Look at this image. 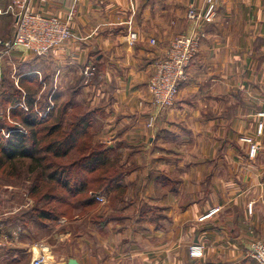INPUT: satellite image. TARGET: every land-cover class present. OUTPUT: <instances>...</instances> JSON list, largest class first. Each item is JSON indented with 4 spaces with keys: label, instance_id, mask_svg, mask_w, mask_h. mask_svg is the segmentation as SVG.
Wrapping results in <instances>:
<instances>
[{
    "label": "crops",
    "instance_id": "0c3cea01",
    "mask_svg": "<svg viewBox=\"0 0 264 264\" xmlns=\"http://www.w3.org/2000/svg\"><path fill=\"white\" fill-rule=\"evenodd\" d=\"M8 3L0 0L3 40L14 33L1 32L8 25L10 31L14 19ZM35 4L47 15L72 20L73 37L41 57L18 48L9 56L12 63L27 65L28 75L43 67L44 89L49 85L60 97L68 92L92 112L94 141L111 148L122 143V165L130 169L121 191L103 194L108 206L117 201L103 209L111 221L89 228L91 242L86 232L75 233L83 251L59 255L54 263L257 264L250 248L264 240V130L258 134L259 122L264 126V0H217V16L204 28L175 105L163 113L148 92L155 66L174 38L191 32L188 8L205 10L207 0ZM132 32L139 42L131 47ZM89 67L92 76L85 75ZM244 137L258 144L256 157ZM9 226L0 221V264H29L31 252L44 243L15 235L5 240ZM193 244L204 246L202 259L189 256Z\"/></svg>",
    "mask_w": 264,
    "mask_h": 264
},
{
    "label": "trees",
    "instance_id": "16d2710c",
    "mask_svg": "<svg viewBox=\"0 0 264 264\" xmlns=\"http://www.w3.org/2000/svg\"><path fill=\"white\" fill-rule=\"evenodd\" d=\"M27 72L28 67L24 73L19 72L26 75L20 79L21 90L11 91V81L3 79L2 85L9 91L1 92L0 106H10L9 120L13 124L8 123L6 115L0 116V171L18 166L37 174L33 193L38 196L43 188L47 189L41 201H67L66 195L51 193L61 184L70 198L92 194L80 201L81 206H94L99 195L121 191L124 177L130 171L122 165L123 152L118 151L123 144L111 148L96 143L95 117L88 110L75 114L79 107L75 101L60 104V96H51L52 92L47 103L37 100L44 83L39 82L37 89L23 85L38 78L28 77ZM75 150L79 152L75 161L59 163V159L68 158ZM39 215L53 219L49 212L42 211ZM111 219L109 216L100 226Z\"/></svg>",
    "mask_w": 264,
    "mask_h": 264
},
{
    "label": "rangeland",
    "instance_id": "374dc122",
    "mask_svg": "<svg viewBox=\"0 0 264 264\" xmlns=\"http://www.w3.org/2000/svg\"><path fill=\"white\" fill-rule=\"evenodd\" d=\"M8 4L10 5V3H8ZM190 8H191V6L188 8V10L186 12V19L190 23L189 25L191 26V32H192L193 23L188 19V12H189ZM195 8L198 9L197 7H195ZM198 10H200V9H198ZM71 21L72 20H70V22H69L70 25H71ZM13 24H14V19L13 20L11 19L10 31H9V25H8L4 29L2 27L3 30L1 29V32L2 33L7 32L8 34L10 33L9 35H11L12 34L11 32L14 31ZM205 26H207V25H205ZM205 26H203L201 28L203 33H204ZM191 32L188 34H181V35L177 36L176 38H174L170 42L165 55L158 62H160L162 59L166 58L167 52L169 51L171 44L177 38L182 37V36H188L191 34ZM133 33H137V32H132L131 34H133ZM3 34H5V33H3ZM131 34L127 38H128L129 46L132 47L137 42H139V35L137 33V35H138L137 40L135 41L134 44H130L129 40H130ZM13 36H14V33H13ZM13 36L8 40L7 39L6 40L0 39V41L2 42V44H0V61H3V63L0 62V64L2 63L1 64L2 67L0 65V99H1V92L2 91H4V90L9 91L8 88H6L2 85L3 78H6L9 81H11V84H12V87L10 89L11 91H14L15 89L21 90L22 85L20 83V79L26 75L23 74L22 76H18L17 73H19V72H21V74L24 73L26 71V67H28L27 65H24V64H22L20 66H18L17 64L15 65L14 63H12V60L9 57L12 54L11 53L5 54L7 51V48L4 46V43L12 40ZM204 36H205V34H204ZM4 38H5V36H4ZM150 44L152 46L157 45L156 39H151ZM200 47H201V44H200ZM200 47H199V51H200ZM38 57H41V56H38ZM158 62H157V64H158ZM192 63L190 64V66L192 65ZM157 64H156V66H157ZM156 66H155L154 73L150 79V82L152 81L153 77H155V75L157 73L156 72ZM87 69H89L90 71H89L88 75L85 72V75L92 76L94 69L92 67H89ZM38 71H40V74L37 73L36 75H34V74L28 75V77L38 76L37 80L32 81L29 79V81L24 82L23 85L30 86L32 89H37V87L39 86V82H41L42 80L45 79L44 68L41 67L40 70H38ZM186 78H187V73H186ZM150 82H149V84H150ZM181 85H182V82L179 83V93H178V95L174 101V105H175V102H176V100L180 94ZM148 92H149V97H150L151 103L153 105L154 101H153V97H152V94H151L150 89H149V85H148ZM49 93H50V86L49 85L46 86L45 89L43 86V88L39 92L37 100L40 98L39 101L41 100V102L47 103L48 100L50 98H52L51 96H53L54 94H58V91H55L51 96ZM63 93H64V96L60 97V104L74 101L70 97L68 92H63ZM80 99L86 100V97L83 96V98L80 97ZM75 104H77V103H75ZM174 105L169 107V108H165V107L164 108H157L154 105L153 106L155 108H157L160 113H163L167 110L172 109L174 107ZM79 107H81V109ZM79 107H77V109L74 111L75 114L81 115V114H83L84 110L85 111L87 110L86 108H84V106H82L80 104H79ZM9 114H10V106L9 105L5 106V107L0 106V116L6 115L8 123L13 124L9 120V117H10ZM261 117H264V115ZM156 119H157L156 116L151 117L149 120V123H148V127H154ZM261 124H262V122L260 121L258 124V134H262V132L264 130V126H263V129H260ZM248 139L252 140V138L244 137L241 139V141L248 145L249 155L252 158H254L256 156H252L253 155L251 152L252 151V143H248L247 142ZM252 142L258 148V151H259L258 144L254 140H252ZM43 144H45V143H43ZM78 157H79V152L77 150H75L74 152L71 153V155L68 158L63 159L62 161H61V159H59L58 161H59V163L62 162L64 164H69V163L75 161ZM26 166H28V165H26ZM37 178H38V175L35 173L29 172L27 167L21 168V167L16 166L14 168L7 169L4 172L0 171V221H5V222H7L8 225H11L12 227L15 226L19 229V231H16L15 233H13L12 227L9 226L7 233H5V235H6L5 240L10 241L11 238H13L15 235L16 237L18 236V238H20V239H30V240L34 239L36 241V244L44 243L43 245H45V246H42L40 249H43V251L45 250L44 251L45 253L41 252L40 249L37 247L31 252V254L34 255V257H36L38 255V253H43L47 258L48 264H55L53 259H55L59 255H68V256L72 255V256H74L77 254V252L81 253L83 251V249L79 247L76 239L74 238L75 233H77L78 231L86 232L85 234H87L88 240H89V242H91V235L92 234L90 233L89 228L92 227L93 225H101L102 223L106 222L110 216L107 213H105L103 210L106 206H108V204H107L108 199L105 196V202H101V201L99 202L97 200V203L94 206L93 205L92 206L91 205L90 206H84V205L81 206V205H79L80 201L82 202L83 199H85V198L87 199L88 197L90 198L92 196V194L89 193V194H86L85 196H78V197L70 198L66 194V191L63 188L64 187L63 184H61L51 193L52 194L55 193L57 196H60V195L65 196L66 195L65 198H67V201H65V202H59V201H53V200H47V201L42 200L41 201V199H42L43 195L46 193L47 189L43 188L40 192H38V196L33 193L32 189L35 186L34 184H35V180ZM73 182L74 181H72L71 183H73ZM101 195H103V194H101ZM101 195H99V196H101ZM111 203H113V206H114V205H116L117 201L113 200V202L111 201ZM111 203L109 204V206L111 205ZM124 203H126V202L122 201L118 205L122 206ZM109 206H108V208H109ZM251 207H252V211L250 210ZM100 208H102V209H100ZM214 210H217L216 212H218L219 208H216ZM42 211L51 213L53 216V219L40 218L41 215H39V214ZM248 213H249V215H252V213H253V205L252 204H249V206H248ZM209 215H211V213ZM21 229L27 230L28 233H26L25 235L22 236ZM88 229H89V231H87ZM260 241H264V240L258 239L251 244L250 255H251V250H252L253 245L256 243H259ZM56 242H57V244H56ZM53 244H55L56 249L51 246ZM193 245H201V244H193ZM193 245H191L190 247H192ZM201 246H203V245H201ZM47 247H50V248H47ZM88 249H89L88 251L91 252V250H90L91 248L89 247ZM189 250H190V248H189ZM204 255H205V248H204ZM204 255H203V257H204ZM189 256H190V252H189ZM202 258H200V259H202ZM192 259H195V258H192ZM31 263H32V261L29 264H31ZM19 264H25V263L23 262V263H19Z\"/></svg>",
    "mask_w": 264,
    "mask_h": 264
},
{
    "label": "built area",
    "instance_id": "2783aa9c",
    "mask_svg": "<svg viewBox=\"0 0 264 264\" xmlns=\"http://www.w3.org/2000/svg\"><path fill=\"white\" fill-rule=\"evenodd\" d=\"M8 1L9 12L14 17V36L12 40L4 43L7 48L5 54H12L18 48H24L36 56H45L72 39L70 23L57 16L45 14L36 6L35 0ZM46 2L47 0H39V5ZM216 16L217 0H207L205 10H198L191 6L188 12V19L193 23L191 34L179 37L171 44L166 58L158 62L157 73L155 72L156 75L149 84L155 107L169 108L174 105L179 93V83L186 79L187 70L199 53V47L204 38L201 28L213 23ZM137 37V33L131 34L130 44H134ZM0 44H2L1 41ZM89 71L87 69V75ZM260 129H263V124L260 125ZM247 142L252 143L251 152L255 155L257 147L252 140L248 139ZM97 200L105 202V195L98 196ZM250 210L252 211V207ZM216 211L213 210L211 215ZM189 252L192 258L200 259L204 255V247L193 245ZM251 256L257 264H264V241L253 245ZM31 264H48V261L43 253H38Z\"/></svg>",
    "mask_w": 264,
    "mask_h": 264
},
{
    "label": "water",
    "instance_id": "95a60500",
    "mask_svg": "<svg viewBox=\"0 0 264 264\" xmlns=\"http://www.w3.org/2000/svg\"><path fill=\"white\" fill-rule=\"evenodd\" d=\"M69 264H78V262H77V260H75V259H71V260L69 261Z\"/></svg>",
    "mask_w": 264,
    "mask_h": 264
}]
</instances>
